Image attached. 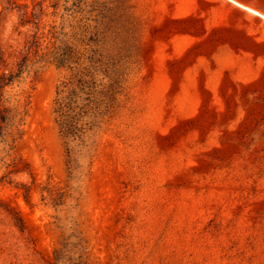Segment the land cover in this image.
Instances as JSON below:
<instances>
[{"label": "rangeland", "instance_id": "1", "mask_svg": "<svg viewBox=\"0 0 264 264\" xmlns=\"http://www.w3.org/2000/svg\"><path fill=\"white\" fill-rule=\"evenodd\" d=\"M263 15L264 0H0L6 68L30 59L0 102H27L21 137H0V264H264ZM35 31L78 63L37 61Z\"/></svg>", "mask_w": 264, "mask_h": 264}, {"label": "trees", "instance_id": "2", "mask_svg": "<svg viewBox=\"0 0 264 264\" xmlns=\"http://www.w3.org/2000/svg\"><path fill=\"white\" fill-rule=\"evenodd\" d=\"M24 8H27V6L24 5ZM38 10V12L36 10L31 11L30 17H26L28 12L25 9L21 13L19 26L25 27L31 23L38 29L42 8L40 7ZM59 34L60 33L57 34L56 31H52L51 38H53V41L51 42V48H49L47 45L41 47V43L38 41L35 31L31 34L32 40H26V43H29L28 49L34 46L33 54L37 61L49 60L58 66H65L72 69L73 65L78 63L77 60H80V57H76V47L66 40L60 39ZM28 61H30V59L26 54L17 62V68L15 70L7 69L0 51V102H8V97H5L6 88L12 87L13 82L16 80L18 81L25 71ZM85 70L86 65H83L80 70L83 75L76 79V81L81 93L86 95L87 92L84 91V88L88 87V80L86 79L87 74L84 73ZM108 87L109 93H107L105 97L110 104H114L120 95V83L117 79H113L112 84H109ZM76 96L78 95L71 76L65 78L58 84L56 96L54 98L53 113L59 127V132L63 137L73 136L74 124L72 120V104L76 102ZM83 99L85 100L86 98L83 97ZM26 114L27 102L24 104L17 103L13 106L0 103V137L7 134L11 136L12 141L20 138L23 133Z\"/></svg>", "mask_w": 264, "mask_h": 264}, {"label": "bare ground", "instance_id": "3", "mask_svg": "<svg viewBox=\"0 0 264 264\" xmlns=\"http://www.w3.org/2000/svg\"><path fill=\"white\" fill-rule=\"evenodd\" d=\"M249 9V8H248ZM252 10V9H251ZM254 11V10H253ZM263 17H264V15H263Z\"/></svg>", "mask_w": 264, "mask_h": 264}]
</instances>
